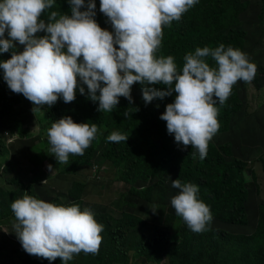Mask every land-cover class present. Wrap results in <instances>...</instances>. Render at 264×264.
<instances>
[{"label": "rangeland", "instance_id": "374dc122", "mask_svg": "<svg viewBox=\"0 0 264 264\" xmlns=\"http://www.w3.org/2000/svg\"><path fill=\"white\" fill-rule=\"evenodd\" d=\"M211 1L198 0L182 15L183 21L195 15L200 17L197 34L189 40L190 52L194 53L198 47H210V35L234 27L241 31L240 50L257 66L251 82L241 80L233 85L241 107L231 113L227 129L235 127V145L238 146L243 139L244 146L251 153L249 158L253 157V162H243L246 195L242 208L245 209L246 221H228L233 214L227 212L237 210L238 195L223 204L221 193L225 187L222 184L210 189L216 193L212 195L201 188L200 183L191 180L187 183L198 186L197 199L210 208L212 221L207 231L194 233L176 215L171 198L179 190L172 187V181H181V178L177 175L173 158L167 156L164 139L158 136L155 117L152 115L147 119L146 131H140L138 127L130 131L123 115L127 111L131 116L135 105L143 113L151 108L153 101L145 104L139 83H134L131 88V105L124 104L123 101H129L120 97L111 112H100L98 101L91 100V106L99 114L86 110L85 119L74 122L96 124L97 138L82 156L70 154L67 163H58L50 152L47 138V130L57 121V114L52 110L57 105L55 108L63 109L66 117L73 118L74 111H79L90 99L87 86L82 85L85 93L80 94L77 88L73 102L65 103L60 97L54 105L33 112L34 105L27 99L17 104L10 114L0 116V264H62L60 258L49 261L28 254L14 228L5 223L13 221L14 225L16 221L10 206L24 195L57 206L75 204L81 211L87 208L95 221L99 220L103 225L98 254H74L68 264H264V31L259 29V33H248L243 30L247 26V30L259 28L258 24L264 22L263 11L247 14L248 0ZM94 2L95 21L102 29L113 32L108 18L100 12V0ZM87 3L88 0L85 1ZM208 4H212L211 7L203 9ZM70 7L68 0H54L53 7L42 14L41 19L47 20L50 11L70 16ZM169 27L162 25V37ZM45 34L39 32L37 36ZM3 38H8L7 33ZM23 47L16 42L14 50L19 53ZM11 54L12 50L0 53L7 59ZM156 56L166 57L161 52ZM174 63L182 73L184 62L180 66ZM155 88L166 89L162 84ZM155 115L158 116L156 112ZM135 119L142 120L140 117ZM40 132L42 138H37ZM112 132L129 136L137 152L123 159L121 154L125 142L108 141L107 137ZM219 135L215 134L210 142L221 144L217 146L226 149V160H234L228 157L231 144L219 143L222 140ZM167 140L171 145L173 140ZM194 157L200 160L198 154ZM163 160H170L172 164L166 161L167 168ZM156 163H160L159 171L156 173L157 169L150 175ZM77 197L83 200L76 202ZM153 206L155 213L152 212ZM157 230H163L164 237L161 242L151 243Z\"/></svg>", "mask_w": 264, "mask_h": 264}, {"label": "clouds", "instance_id": "9594fccd", "mask_svg": "<svg viewBox=\"0 0 264 264\" xmlns=\"http://www.w3.org/2000/svg\"><path fill=\"white\" fill-rule=\"evenodd\" d=\"M85 1L68 0L70 16L50 11L44 20L41 16L53 7L54 0H0V53L12 50L11 58L0 62V69L9 89L22 103L31 101L33 112L54 105L60 97L65 103L73 102L77 88L80 94L85 93L82 85L87 86L89 98L98 101L100 112H111L120 97L131 104L134 83L142 85L146 105L174 92V102L166 105L159 118L166 121L168 134L183 146L181 150L190 145L196 150L194 156L205 158L209 141L221 133L217 132L219 109L215 105H224L238 81L251 82L257 66L246 53L231 46L225 48L224 44L214 49L198 47L194 53L190 50L184 57L182 73L173 56L157 58L162 25L181 20L198 0H100V12L108 18L113 32L102 29L95 21L94 0L87 4ZM247 3V14L258 10L264 16L262 0ZM258 27L243 30L262 32L264 22ZM39 32L46 34L37 36ZM5 33L8 38H3ZM16 42L24 46L23 51L14 50ZM208 57L216 67L209 66ZM157 84L167 87H152ZM66 114L61 119L57 114V121L47 130L50 152L58 163H67L70 154L82 156L98 133L96 124L75 123ZM123 115L130 116L127 111ZM38 136L42 138L41 132ZM128 138L112 132L107 140L119 143ZM248 151L230 159L253 162ZM48 167L51 169V165ZM172 187L179 190L171 198L176 215L194 233L207 231L212 215L210 208L197 199L198 186L175 179ZM10 207L16 222L5 223L14 228L28 254L49 261L60 258L62 264H68L74 254L81 252L98 254L103 225L95 221L89 209L57 206L30 195L16 199ZM152 212H156L155 206Z\"/></svg>", "mask_w": 264, "mask_h": 264}, {"label": "trees", "instance_id": "16d2710c", "mask_svg": "<svg viewBox=\"0 0 264 264\" xmlns=\"http://www.w3.org/2000/svg\"><path fill=\"white\" fill-rule=\"evenodd\" d=\"M264 2V0H262ZM212 3V1L210 0ZM212 4L205 5L203 9H208ZM220 7H222L220 5ZM71 11V7H70ZM200 17L196 16L193 18H187L185 21L182 19L178 22H174L168 28V31L165 33L163 38L161 39V45L156 53L161 52L166 57L171 55L174 57V61L180 66L184 61V57L191 50L189 40L193 38L198 31ZM241 31L235 29L234 27H229L226 31H218L217 33L210 35V48H216L220 44H224L225 48L231 46L233 48L239 49L241 46ZM7 60V58L0 55V62ZM206 62L210 67H216L215 61L208 57L206 58ZM156 85H154L155 87ZM167 87V86H165ZM175 93L171 96L164 97L163 99L155 98L153 103L150 104L151 108L149 111L143 113V110H139V106L135 105L132 107V114L129 118H127V128L128 130H134L138 127L140 131H146L147 126L145 123L148 122V118L150 116H154L157 124L158 136L164 139V146L166 148L167 156L171 159L173 158V165L177 168V175L181 178V183L186 184L188 180L195 181L200 183L201 188L208 190L212 195L216 194L210 191L214 186L218 183L222 184L225 187V191L221 193V203L229 202L234 195H238V202L235 205L236 211H228L227 213L233 214L228 221L231 222H245L246 221V213L242 208V204L246 195V189L243 185V176L242 172L244 171L243 162L239 159L235 160H226L225 152L226 149L222 148L221 144H212L210 141L208 143L207 155L205 158L197 160L193 153L195 149H192L189 145L186 150H181L182 145H176L174 141V135H170L167 132L166 121L161 120L159 117L166 110V105L169 103H173L175 100ZM21 99L12 92L6 81L3 79V70L0 69V116H5L11 113L14 110L15 105L20 103ZM126 105H131L127 103L126 100L123 101ZM91 99H87L86 102L82 105L79 111H74L73 113V121L79 122V119H85V112L89 110L90 112L97 113L91 106ZM218 109L217 120L219 123V130L217 132H221L219 136L222 137V140L219 143H230V154L228 157H232L238 153H241L246 149L244 146L243 139L240 141L238 146L235 145V139L233 138L235 135V127L233 129H229L230 122L229 117L232 112L238 110L241 107V100L237 95V92L232 88L231 95L224 103V105H219L218 103L215 105ZM64 107V105H63ZM65 108V107H64ZM66 109V108H65ZM67 110V109H66ZM158 116L155 115V112ZM52 113L58 114V119L63 118L64 110L60 107L52 110ZM99 114V113H97ZM67 115H65L66 117ZM90 117L92 115L90 114ZM135 117H140L142 120H137ZM94 121V120H93ZM91 125V124H89ZM226 130V131H225ZM224 131V132H222ZM243 135V133L241 134ZM172 139L171 146L170 141L167 139ZM137 152L136 148L133 145L132 139L129 137L122 148L121 157L123 159L128 158L133 153ZM166 161L172 162L170 160H163L162 162L168 168L169 165H166ZM158 164V165H157ZM135 165V162L132 164V167ZM154 168L150 172V175H153L154 172L159 168L160 163L153 164ZM159 169L156 171V173ZM155 173V174H156ZM144 187V186H143ZM255 195V192H254ZM78 201H82L81 197H77ZM75 204H70L67 206H72ZM12 221H8L6 223L11 224ZM98 224H101L99 220L96 221ZM112 224V222H111ZM156 237V238H155ZM155 237H152L151 243L161 242L164 233L163 230H157Z\"/></svg>", "mask_w": 264, "mask_h": 264}, {"label": "crops", "instance_id": "0c3cea01", "mask_svg": "<svg viewBox=\"0 0 264 264\" xmlns=\"http://www.w3.org/2000/svg\"><path fill=\"white\" fill-rule=\"evenodd\" d=\"M21 96V98L25 99L26 97L23 96V94H19ZM26 100V99H25Z\"/></svg>", "mask_w": 264, "mask_h": 264}]
</instances>
